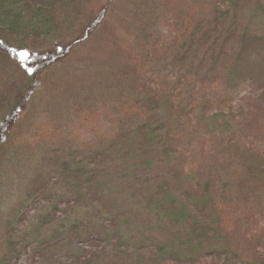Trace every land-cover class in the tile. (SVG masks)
I'll return each mask as SVG.
<instances>
[{
  "label": "trees",
  "instance_id": "16d2710c",
  "mask_svg": "<svg viewBox=\"0 0 264 264\" xmlns=\"http://www.w3.org/2000/svg\"><path fill=\"white\" fill-rule=\"evenodd\" d=\"M126 1L136 7L131 21L136 31L134 41L127 47L135 63L129 60L127 65H112L109 55H103L107 60L101 66L89 67L88 60L82 61L86 68L81 71L88 73L92 85L82 93L88 100L74 104L82 110L103 105L125 110L124 102L132 92L130 114L135 109L142 112L134 118L137 123L126 125L111 136L112 142L96 150H86L70 139L66 145L58 142L51 148V144L46 147L41 143L34 150L25 145L32 129L24 127L31 107L44 94V84L47 87L53 82L55 65L75 55L80 45L92 41L108 24L113 11L110 7L117 0H106L100 7L96 0H0V205L21 200L23 209L30 202L39 206L38 188L28 189L30 176L17 175L26 160L37 162L47 154L37 176L42 180L50 165L58 176L57 182L52 177L42 188L50 201H41L43 210L29 229L14 233L7 249H0V264L21 259L22 246L29 244L31 235L32 239L47 236L46 240H59L69 234H89L93 239L91 234L97 232L105 242L119 245L117 251L121 253L126 247L136 251V245L139 252L149 246L156 248L158 253L144 264H159V252L172 259L170 262L243 264L236 259L241 251L234 248L232 238L243 227L251 231L264 226L263 115L249 113L244 97L248 98L244 86L249 79L256 81L254 87L264 90V0H186L188 5L195 2L201 11L197 20L192 16L193 32L185 25V17H176L187 28L184 35L181 31L176 37L182 41L174 45L155 42L163 23L158 13L167 5L166 0ZM44 35L57 38L59 46L48 48L31 42ZM163 47L167 52L160 53ZM90 50L92 59L102 54L100 49ZM204 51L214 52L210 60L214 66L197 85L188 67L198 63ZM229 53L232 61L226 73H221ZM257 56L259 62L253 60ZM22 70L26 79L20 82L17 76ZM135 75L138 82H131ZM259 105L254 108L264 114V106ZM111 109L121 118L128 116L127 111ZM134 119L131 115L128 123ZM209 134L224 138L218 150L224 161L211 169L212 176L201 179L195 163L202 148L213 143ZM187 155L194 160L175 171V163ZM165 161L169 173L157 178L154 171ZM216 171L220 175L234 173L227 187L219 184L223 179ZM129 182L134 183L132 190L127 188ZM29 215H18L13 223L19 226ZM138 230L144 232L138 238L142 244L133 242V233ZM250 235L249 250L241 256L248 254L252 264H264V235L253 231ZM118 254L122 261L115 256L89 258L82 253L80 261L129 262L130 258ZM218 255L225 261L219 262ZM204 257L214 259L198 261Z\"/></svg>",
  "mask_w": 264,
  "mask_h": 264
},
{
  "label": "rangeland",
  "instance_id": "374dc122",
  "mask_svg": "<svg viewBox=\"0 0 264 264\" xmlns=\"http://www.w3.org/2000/svg\"><path fill=\"white\" fill-rule=\"evenodd\" d=\"M105 1L106 0H96L95 4H99L100 7ZM166 2L167 5L164 6L163 10L158 13L159 19H163V23H161L162 30H160V34H158V36L156 35L155 42L157 43V41L161 40L162 42L164 41L167 43L168 41L167 45H169V43L174 45L182 41V39H180V36L179 38L176 37L181 34V31L183 32L184 28H187L181 24V21L179 19L176 20V17H185V25H190L193 32L195 24L191 23L192 16L194 17L193 20H197L201 9H199V6L197 5L194 6L195 2L188 5V3H186V0H166ZM182 5L187 6H184V8H182ZM110 8H112L113 11L109 16L110 18H107L108 24L101 27L99 33H97V35L95 34L96 36L93 38V40L80 45V47L78 48L79 50L77 53H75V55L66 59L64 62L60 64L57 63L55 65V70L52 71L53 82L49 86L47 85V87L46 84H44V94H42L39 100H37V102L33 104L28 113V116L26 117L24 127L27 130L31 128L32 129L28 134V140L26 141L25 145H31L35 150V148H40L42 146L41 143H44L46 147L51 144L49 146L51 148L55 144H58V142L65 143L66 145L68 140L70 139L69 141L72 140L73 143H78L80 146H84L86 150H96V148L107 145L108 142H112L111 136L118 131L123 130L126 125L134 126L137 123V120L135 119L141 116L142 112L139 109H135L134 112L130 114V109H128V107L131 105L129 103L133 100L132 92L128 94L127 99L124 102L125 110L122 109V106L109 107L106 105H103L101 108L95 110L89 108H84V110H82L78 109L74 104L77 103V101L81 102V100L87 99L82 93L88 91L90 86L92 85V80L87 76L88 73H86V71H81L82 68H86V66L81 63L82 61L88 60L86 61V63L89 67L97 66V64L99 63L100 65L98 66H101L105 64V61L107 60L103 57V55H109L108 57H111L110 62L113 63L112 65H127L129 60L131 63H135V61L130 58L131 50L127 49V47H130L134 41V33L136 31L133 28L131 21L134 20V16L136 14L134 13V10L136 9V7L133 6L130 1L128 2L126 0H117V2H115V4ZM67 28L68 25H65V29L63 32L64 34L66 33ZM184 33L185 32H183L181 35H184ZM34 39H32L31 42H35L37 43V45H45L48 48L49 46H59V41L57 40V38L51 39L49 35L39 37L36 41H34ZM90 49H100L99 52L102 54L97 57L95 56L92 59V56L89 55L91 52ZM165 52H167V48L163 47L160 53ZM213 53V51H204L203 53H201L202 55L198 60V63L192 64V66L191 64L189 65L188 68L193 76H195L197 85L200 81H202V77L205 78L207 75L211 74V67L214 66V60H212V62L210 60L213 58ZM23 55H25V53H23ZM231 57H233L232 53L231 55L229 53L224 57L225 60L221 65L222 68H220L221 73H226L227 68H229L230 66V61H232L230 60ZM253 60L259 62L261 58L257 56ZM201 63H203V65H201ZM203 66H205V69H203ZM111 70L112 68H110L108 72ZM53 74H55L54 77ZM107 75L110 76L111 74L108 73ZM55 77L57 79H55ZM25 79L26 73L22 70L21 73H19V75L17 76V80L23 82ZM138 80L139 77L137 75L133 77V81L131 78V82H138ZM260 82L261 81L258 82V86H260ZM255 83L256 81L249 79L246 86H244V93H249L247 95L248 98L244 96L245 101L247 102L244 103L249 110V113L258 114L260 112V115H263L261 121L264 122L263 112L260 111V108H254L255 106L260 107L259 103L264 106V96L261 102L258 101V98H262L261 96L264 94V90H259L257 87H254L257 86ZM96 87L99 88V85H97ZM83 104L84 103H80V107L83 106ZM250 106H252L253 108ZM111 108H118L119 111H127L128 116L126 118H121L119 115L112 113ZM50 111H52L54 114L49 113ZM51 114L53 115V118H50ZM131 115L133 119L135 118V122L128 123L131 120ZM63 121H66L65 125L60 124V122ZM185 126H188V124H185ZM189 128L187 130L186 128L184 129L186 130V132H190ZM186 132L183 131V133ZM207 136L208 140L213 139V143L202 148V150L197 154L198 158L197 162L195 163V165L197 166H195L196 169L199 170V172L201 171V179L207 178L206 176H209L212 172L211 169L217 166V162L220 163V161L222 160V157L219 155L218 150L224 138L221 137L220 134H209ZM191 158L194 160L193 157H189L188 155L182 156L179 161L175 163L173 169L175 171L179 170L180 167L185 166V163ZM46 162L47 154L41 156V159L37 162L26 160L23 166L18 168L17 175L20 174L22 177L24 175L30 176L28 180L31 182V184L28 186V189L38 188V192L40 195L38 200H40V204L39 206H36L35 204H31L32 202H30L29 206H27L25 209H23L22 207L21 200H18L17 204L10 203V205H8L6 202L5 204L0 205V249L2 247L7 249L10 236H12L14 233H21L25 229H29V226H31L32 223L31 221L34 220L36 216L39 215L43 210V204L41 203V201L44 202V204L50 201L46 196V191L44 192L43 190L41 192V190L48 181L52 180V177H55L54 181L57 182L58 176H55V173L52 172L55 170L53 165H50V168L52 170L49 169L43 176L42 180L39 176H37L39 165ZM163 164L160 165V168L154 171L157 178L165 176L167 173H169V164L166 161L163 162ZM190 165H192V161ZM220 167L222 168L223 166L220 164ZM220 170L221 169H219V171ZM150 172L151 171L149 170L148 173ZM215 173H218V177L220 179H223L221 181L222 184H219L225 187H227L226 184L229 181L230 174H234L233 172H230L229 174L223 173L224 175H220L218 171H216ZM133 184V182H129L127 184V188L132 190ZM189 184H191V181L189 182ZM127 188L125 187L124 189L127 191ZM229 189L231 193H235L234 188L229 187ZM28 212H30V215L26 217V220H24L23 222H21L20 220L21 223L19 226H16L13 223V220L18 215L21 216ZM63 214L64 212L61 211L60 216H62ZM239 214H243V212H239ZM245 215L246 214H243V217H245ZM251 216H254V214H252ZM94 227L98 228L99 225H96ZM251 231L263 236L264 226L259 230L254 227V230L252 229ZM251 231H247V229L243 227L241 229V233L238 236L232 238V245L234 246V248L241 251L236 259L238 262L243 264H252V261H249L251 259L248 258V254H246L247 258L245 256L246 259L242 257L244 256V253L249 250L248 241L252 236L250 235ZM133 234L135 237V241L133 242L142 244L143 242L139 241L138 238L143 237L144 232L138 230ZM75 235L76 234H69L59 240H46L47 236L44 238L36 237L32 239L34 235H31L29 244H24L22 246V248L24 247V251L22 252L23 257L21 259L14 260L13 264H88L89 262H85L87 258L80 261V259H82V255H80V253L86 255L89 258L95 255L99 257L115 256L116 258L118 257L120 261H122V259L124 258H122L119 254L116 255V253H120L126 258H130L129 262L124 264H140V262L144 264L146 263V261L149 262L151 258L153 259V256L155 255L154 253H158L155 250L156 248H153V246H149L144 251L139 252L137 251V245L136 251H133L134 253L126 246H124L126 248H123L122 253L118 252L117 248L119 247V245L117 247L105 242L101 238L100 232L91 234L93 236V239L90 238L89 234L81 236ZM231 236H235V233L231 234ZM124 238L125 236L122 235L121 239ZM146 244L147 243H145L144 248L146 247ZM208 248L209 246L207 247V249ZM75 250H77L76 253ZM159 253L160 255H156V257H158L157 260L160 262L159 264H190L189 262L184 263L176 260H173L175 262H170L172 259L169 260L170 258L168 259L165 254L162 256V253ZM208 259L210 261V259L214 258L204 257L202 259H199L198 261L204 263V261H207ZM218 259L219 262L225 261V258L220 255H218ZM103 262L105 264H119L114 259H107L96 263L103 264Z\"/></svg>",
  "mask_w": 264,
  "mask_h": 264
},
{
  "label": "snow or ice",
  "instance_id": "6c2138e0",
  "mask_svg": "<svg viewBox=\"0 0 264 264\" xmlns=\"http://www.w3.org/2000/svg\"><path fill=\"white\" fill-rule=\"evenodd\" d=\"M25 55L27 56L28 54L26 53Z\"/></svg>",
  "mask_w": 264,
  "mask_h": 264
}]
</instances>
